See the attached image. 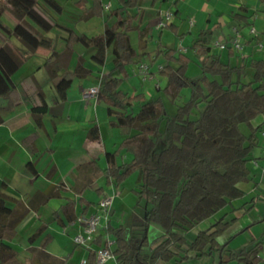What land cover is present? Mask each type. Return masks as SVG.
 I'll return each instance as SVG.
<instances>
[{
  "label": "trees",
  "instance_id": "trees-1",
  "mask_svg": "<svg viewBox=\"0 0 264 264\" xmlns=\"http://www.w3.org/2000/svg\"><path fill=\"white\" fill-rule=\"evenodd\" d=\"M116 1L117 7L105 19L103 34L90 38L85 34L74 36L70 29L46 15V4L59 11L57 0H0V18L8 6L32 31L29 34L21 26L16 28V35L30 51L37 46L52 50V41L42 33L59 28L67 33L66 41L72 38L86 48H94L91 61L102 66L106 45L111 42L112 68L99 77L96 99L108 107L109 114L115 112L111 126L133 130V134L124 138L113 153L105 155L106 185L117 187L135 175L137 188L133 193L137 198L135 207L140 213L131 216L129 237H125L121 225L108 226L106 233L114 241L112 254L118 264H155L158 260L178 263L188 252H194L198 258L220 252L227 256V261L236 264H258L259 244L251 243L248 248L232 251L226 249V243H219L218 238L235 219L225 221L222 216L206 230L199 231L191 241L186 235L243 197L238 185L250 177L252 151L258 146L259 133L264 128V58L252 59L248 65L244 61L236 66L223 63L220 55L211 51L213 32L210 30L200 31L183 53L156 45L147 55L149 65L154 66L158 59L164 62L157 75L166 79L162 93L175 107L168 113L160 97L148 101L142 94L131 96L121 89L128 77L127 66L139 54L131 44L130 34L137 33L139 50H144L152 29L140 28L141 15L129 12L138 7L139 0ZM75 6L84 9L81 19L103 15L101 0H77ZM241 10L247 11L245 7ZM110 19L112 22H108ZM232 22L244 27L248 25V16L235 13ZM0 28L12 31L1 22ZM166 29L176 33L172 24ZM234 54L229 47L227 56ZM56 57L57 52L52 50L45 63L52 78L59 70ZM192 60L200 68V76L195 79L186 77ZM21 62L9 47H0V97L10 93L9 77ZM81 63L82 59L75 65V76L84 77L88 73ZM246 67L253 71L248 81L243 80ZM64 82L66 80H61L60 86ZM186 89H189L188 97H184ZM58 91L64 98L65 89ZM179 98L181 104H175ZM40 100V106L31 108L35 116L46 112L47 104L42 94ZM195 112L197 117L193 118ZM258 118L261 122L254 125ZM97 134L93 127L88 136L95 140ZM120 150L131 154V160L119 165L116 158ZM27 168L35 173L32 163H27ZM5 187L1 183V188ZM7 199L0 192V264L17 262L16 252L6 242L11 241L16 225L27 212L22 203L10 208ZM72 207L69 201L62 208L70 221H73ZM88 207L87 203L85 209ZM151 225L158 229L154 238L149 234ZM42 229L40 227L28 238L29 244ZM93 243L100 246L101 236L98 235ZM29 252L30 259L23 264H68L67 260L52 256L43 246L30 247ZM89 257L94 262V253Z\"/></svg>",
  "mask_w": 264,
  "mask_h": 264
},
{
  "label": "crops",
  "instance_id": "crops-1",
  "mask_svg": "<svg viewBox=\"0 0 264 264\" xmlns=\"http://www.w3.org/2000/svg\"><path fill=\"white\" fill-rule=\"evenodd\" d=\"M76 1L57 0L60 6L59 11L46 4V15L60 26L70 29L74 36L85 34L92 38L102 35L105 19L110 11L117 7V1L101 0L102 5H109V9L103 8V15L100 18L103 31L96 36H91L83 30L78 31L76 28L84 10L75 6ZM242 7H245L247 11L242 12ZM165 11L172 15L168 24L175 27L176 33L169 32L175 37L173 38L175 44L181 45L180 48L190 47L192 40L203 30L215 32L216 36L221 34L225 40H228L234 33L233 29L237 27L232 22V15L239 13L248 16V25L237 27L236 31L243 48L241 52H235L236 54L232 57L226 55L225 63L236 66L240 61H244L248 65L252 59L264 58V0H139L138 7L129 12L140 14V28L148 26L152 29V34L144 50L138 51L132 44L139 53L138 57L140 54L150 52L148 45L165 46L161 39L168 30L157 27ZM172 17L177 21H174ZM0 22L12 30L11 33L3 32L0 28V47H9L22 61L18 70L9 77L10 93L4 98L0 97V156L2 152L6 155L0 162L3 165V172L7 175L1 178L14 179L13 185L4 180L1 181L0 192L7 196V204L10 208L19 203L27 208L25 216L15 227V234L25 221L24 219L30 216L28 214L30 212L34 213V226H36L22 247H15L16 235L11 241L6 242L16 252L17 262L11 264H23L30 259L29 248L39 246H43L54 257L67 260L68 264H80L82 260H85V264H95V260L90 261L89 255L98 245L93 243L88 250L74 244L72 237L77 231V225H73V221L67 219L62 210L63 205L69 201L72 202L74 220L77 216L91 214L100 196L107 190L108 192L111 190V195H115L114 199L118 195L120 197L112 204L108 226L116 228L121 225L124 233L127 232L128 235L131 216L134 214V206L137 203L133 193L136 189L133 187L135 175L132 177V184L125 189V181L117 187L107 186L104 172L105 155L113 153L124 138L133 134V130L111 126L110 121L114 120L115 112L109 114L108 107L102 102L91 97L84 99L81 96L83 89L97 85L99 77L112 68V62L108 69L105 64L109 51L111 53V42L106 45L104 64L99 66L91 61L94 48H86L72 38L66 41L67 33L59 28H53L44 34L35 27L34 29L52 41V50L57 52L55 59L59 64V70L52 78L45 65L52 50L37 46L30 51L29 46L16 35V28L21 26L29 34L32 31L30 32V29L23 25V20L12 11H6L4 8ZM108 22H112V19ZM250 28L254 29L255 34L250 33ZM172 35L169 36L171 39ZM257 42H261V50L256 49ZM80 59H82V67L88 71L84 77L74 74L75 65ZM135 62H138L137 58ZM252 72L250 67H246L245 77L248 75L251 79ZM128 76L129 86L137 88V81L131 78L133 72L128 71ZM61 80H66L62 86L59 84ZM59 89H65L64 98H61ZM123 91L131 96L141 94L140 91L132 92V94L126 90ZM40 94L43 95L47 108L44 114L35 116L31 108L41 105ZM258 122H261V119L258 118L254 125ZM93 127H96L98 132L95 140L88 136L89 130ZM263 151L264 128L259 133L258 146L252 151V161L256 162V166L251 163L249 179L238 185L243 192V197L226 206L228 211L222 215L225 216V221L228 220L226 219L228 214L229 219H235L222 233L221 238H218L220 244H227V250L240 251L250 247L251 243L259 244V248L264 246ZM130 160L131 154L120 150L116 163L120 165ZM27 163L33 164L35 173L30 172ZM39 180L40 183L37 185ZM1 183L6 185L5 189L1 188ZM87 190L91 191L90 197L86 193ZM87 203L89 207L85 209ZM127 213L130 216L129 226H126L125 221L121 219ZM216 220L208 219L210 222L208 227ZM235 224L236 231L229 233L227 230ZM40 227H43L41 233L35 237L32 244H29L28 238ZM195 228L186 235L190 241L199 232L196 231L194 235L192 234L193 236H190ZM157 233L158 229L151 225L150 237H156ZM26 234L28 233L26 232L24 236ZM98 235L101 236L102 243L106 237L113 239L106 230L100 229L96 237ZM227 260V256L220 252L200 258L196 257L194 252H188L178 263L158 260L155 264H236L235 261ZM105 264H118V262L114 258L107 260ZM258 264H264V259Z\"/></svg>",
  "mask_w": 264,
  "mask_h": 264
},
{
  "label": "rangeland",
  "instance_id": "rangeland-1",
  "mask_svg": "<svg viewBox=\"0 0 264 264\" xmlns=\"http://www.w3.org/2000/svg\"><path fill=\"white\" fill-rule=\"evenodd\" d=\"M105 2V1H104ZM103 2V3H104ZM5 9H6V11H11V9H10V7H8V6H5ZM167 11H165V12H163V16L162 17H164L165 16V13H166ZM107 13V12H106ZM106 13H105V17L107 16L106 15ZM172 16V15H171ZM101 17H91V18H88V19H80V20H78V23H77V26H76V28L78 29V31L80 30H83L84 32H86L87 34H89V35H93V36H96V35H99L100 33H102V31H103V27H101V19H100ZM171 18V17H170ZM173 18V17H172ZM170 20V19H169ZM169 20H167L166 21V19L164 18V22L166 23L167 22V24H166V26L168 25V23H169ZM173 20L174 21H177L175 18H173ZM165 26V27H166ZM165 27H163L162 29L163 30H165L166 28ZM158 28H160V27H158ZM186 28V27H185ZM161 29V28H160ZM3 30V29H2ZM166 30H168V29H166ZM3 32H4V30H3ZM171 32V31H170ZM169 32V30L166 32L167 34L166 35H164L163 37H162V42L164 43V45L166 46V47H169V48H176L179 44H175V40L173 39V38H175L171 33ZM217 33V32H216ZM193 34H195V32H193ZM215 34V32L214 33H212V43L214 44L215 42H218L219 40H224L225 41V39L223 38V35H221V34H219L218 36H216V35H214ZM173 36L172 37V39H171V37H169V36ZM234 33L232 34V37H234ZM158 35L156 34V37H157ZM158 38V37H157ZM131 44H133V46L139 51V41H138V37H137V33L136 32H132V34H131ZM212 44V47H211V51H212V53H215V54H219V55H221V60H222V62L223 63H225V60L227 59L226 58V55H227V50H220L219 48H217V47H215L214 45ZM155 45H148V48H149V50L151 51V49H154L153 47H154ZM156 47V46H155ZM181 47V45H179L177 48H176V50L178 49V48H180ZM241 52V51H240ZM110 51H109V53H108V58H107V60H106V62H105V64H106V69H108L110 66H111V56H110ZM236 54V53H235ZM137 59H138V62H133L132 64H130V65H128L127 66V71H132L133 72V76L131 77V78H134V80L135 81H137V85L136 86H138L137 88H131V86H129V83H128V78H129V76L123 81V83H122V85H121V88L123 89V90H126V91H128V92H130L131 94H132V92H137V91H140V93L142 94V96L144 97V99L145 100H148V101H150V100H154V99H156V98H158V97H160L161 98V100H162V102L164 103V106H165V108H166V111L168 112V113H170L173 109H175V107H174V104L171 102V100L169 99V97L168 96H166V95H164L163 93H162V89H163V87L165 86V84H166V79L164 78V77H161V76H152L153 74H157V66L158 65H162L163 66V64H164V62H161V59H158L155 63H154V66L153 65H149L150 64V58L148 57V55L147 54H141V55H139V57L137 56L136 57ZM135 58V59H136ZM34 59H37V58H35L34 57ZM33 60V59H32ZM34 61V60H33ZM141 66H147L148 67V70L145 72V73H143V74H141V72L139 73L138 71L140 70V68H141ZM153 70H152V69ZM154 72V73H153ZM144 75H146V78H144L143 76ZM198 76H200V68H199V66H198V64H197V62H195V61H191V63L189 64V66H188V68H187V72H186V77L187 78H189V79H195V78H197ZM150 78V77H155L153 80H149V79H147V78ZM244 81H248L249 80V76L247 75L244 79H243ZM189 82V81H188ZM188 94H189V89H186L185 91H184V97H188ZM181 102H182V100L179 98L178 100H176L175 101V104H181ZM192 117L193 118H195V117H197V112H195L193 115H192ZM123 129V128H122ZM244 129H245V127L244 128H242V130L244 131ZM1 132V131H0ZM6 155H4L3 154V152L1 153V156H0V160H3L4 159V157H5ZM2 167H3V165H2V163L0 162V182L1 181H6L7 183H9V184H11V185H13V182H14V179L13 178H1L2 176H6L7 177V175L3 172V169H2ZM133 175L132 176H130V177H128L126 180H125V184H124V188L125 189H127L131 184H132V181H133ZM134 184H133V187H135V188H137V186H136V181H135V179H134ZM40 183V180L36 183L37 185ZM111 191V190H110ZM110 191L108 192V190L105 192V193H103L101 196H100V199L101 198H103L104 196H106V195H111V193H110ZM112 192V191H111ZM86 193H87V195L90 197V195H91V191L90 190H87L86 191ZM110 193V194H109ZM104 195V196H103ZM72 197H74L73 195H71ZM118 197H120L119 195L115 198V199H113V202H114V200H118ZM99 199V200H100ZM116 200V201H117ZM115 201V203H117ZM116 206V204L114 205V207ZM135 206H136V204H135ZM134 206V214L136 213V214H140L139 213V211H138V208H136ZM226 211H228V207H225V208H222L220 211H218L216 214H214V216L212 217V219H219L223 214H225V212ZM30 216H28V217H26L24 220V222L19 226V229H18V231H17V233L15 234L16 235V237H15V239H14V245H15V247H17V248H19V247H22L24 244H25V242H26V239H27V237H28V235H30V234H32L33 232H34V230L36 229V226H34V213L33 212H30V213H28ZM27 214V215H28ZM227 215V214H226ZM253 216V215H252ZM230 218V215L228 214L227 216H226V219H228V220H231V219H229ZM122 220H123V222L125 221V225L126 226H129V222H130V216H129V214L127 213V214H125V215H123L122 216V218H121ZM228 220H226V221H228ZM209 221L208 220H206V221H204V222H202V223H200L199 225H197L196 226V228H195V230H193V232L190 234V236H193L194 234H195V232L196 231H200V230H202V229H205V228H207L208 227V225H209ZM236 228H237V225L235 224L234 226H232V227H230V229L229 230H227L229 233L231 232V231H236ZM130 231V230H129ZM28 233V234H26V236H24L25 235V233ZM130 232H128V235H127V232L125 233V236L126 237H129V234ZM150 234V233H149ZM193 234V235H192ZM229 235V234H228ZM227 235V236H228ZM232 235H234V234H232ZM225 237H226V234L224 235ZM230 237V236H229ZM221 238V237H220ZM223 239H224V237H222Z\"/></svg>",
  "mask_w": 264,
  "mask_h": 264
},
{
  "label": "built area",
  "instance_id": "built-area-1",
  "mask_svg": "<svg viewBox=\"0 0 264 264\" xmlns=\"http://www.w3.org/2000/svg\"><path fill=\"white\" fill-rule=\"evenodd\" d=\"M104 10L109 9L108 4L103 5ZM163 16V15H162ZM171 17V13L166 12L164 17H161L159 20L157 27L163 28L167 24V20ZM164 18L166 19V23L164 22ZM191 24V22H190ZM234 37L229 40H219L215 42L213 45L220 50H227L229 47L235 51L240 52L243 48V44L239 41V37L237 36L236 29H233ZM250 33L255 34L254 29L250 28ZM256 49L261 50L262 44L261 42L256 43ZM186 48H179V52L183 53L186 52ZM162 65L157 66V71L161 69ZM148 70L147 66H141L140 71L145 73ZM146 78V75L143 76ZM98 94V84L87 89H83L81 92V96L84 99L87 98H94L96 99ZM264 157V151H263ZM254 166H256V162L253 160L251 162ZM115 195H106L99 200V202L95 205L94 211L89 215H80L75 217L72 224L77 225V231L72 237V240L76 246H81L90 250V246L93 244L96 238V234L98 231L107 230L108 223L110 220V213L112 209L113 199ZM113 239L106 237L104 242L98 246L97 248L93 249L94 257H95V264H105V262L109 259H114V255L112 254L111 248L113 247ZM256 258L259 261L264 259V246L259 248V251L256 254ZM85 260H82L80 264H85Z\"/></svg>",
  "mask_w": 264,
  "mask_h": 264
}]
</instances>
